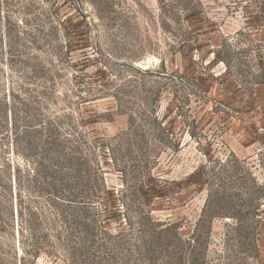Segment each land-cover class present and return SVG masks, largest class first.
<instances>
[{"label":"rangeland","instance_id":"374dc122","mask_svg":"<svg viewBox=\"0 0 264 264\" xmlns=\"http://www.w3.org/2000/svg\"><path fill=\"white\" fill-rule=\"evenodd\" d=\"M0 264H264V0H0Z\"/></svg>","mask_w":264,"mask_h":264}]
</instances>
